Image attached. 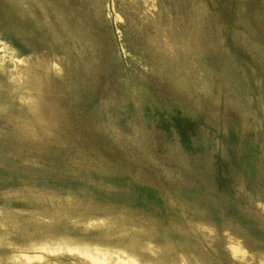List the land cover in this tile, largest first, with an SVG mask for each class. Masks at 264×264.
Returning <instances> with one entry per match:
<instances>
[{"label": "rangeland", "instance_id": "rangeland-1", "mask_svg": "<svg viewBox=\"0 0 264 264\" xmlns=\"http://www.w3.org/2000/svg\"><path fill=\"white\" fill-rule=\"evenodd\" d=\"M138 263L264 264V0H0V264Z\"/></svg>", "mask_w": 264, "mask_h": 264}, {"label": "bare ground", "instance_id": "bare-ground-1", "mask_svg": "<svg viewBox=\"0 0 264 264\" xmlns=\"http://www.w3.org/2000/svg\"><path fill=\"white\" fill-rule=\"evenodd\" d=\"M82 11V10H81ZM97 11V10H96ZM98 13V12H97ZM9 15V14H8ZM63 19V18H62ZM74 20V19H73ZM70 24V23H69ZM195 34V33H194ZM197 35V34H196ZM195 37V36H194ZM196 38H197V40H198V38L199 37H197L196 36ZM195 41V40H194ZM196 42V41H195ZM197 43H198V41H197ZM44 79V78H43ZM42 79V80H43ZM43 82V81H42ZM42 84V83H41ZM45 84V83H44ZM43 85V84H42ZM46 85V84H45ZM48 85V84H47ZM39 91V90H38ZM44 95V94H43ZM234 242H236V241H234ZM240 244V243H239ZM68 249H70V250H73V249H75V250H77V251H79L80 253H83V254H86V255H88V256H90L91 258H96L97 260H98V258H99V256H97V255H93L94 253L93 252H91L89 249H87V248H75V246L72 248L69 244H64ZM232 245H235V244H232ZM57 246H58V244H57ZM58 248V247H57ZM63 248V247H62ZM59 249V248H58ZM234 253L235 252H240V251H242L241 250V246L240 245H236V246H232V249H231ZM99 250L97 249V252H98ZM93 253V254H92ZM99 255V254H98ZM105 255V254H104ZM101 257V256H100ZM104 257V256H103ZM27 259H29L30 258V256H27L26 257ZM106 260L107 259H105V257L103 258V259H101V260H99V261H102L103 263H106ZM132 260V259H131ZM136 261V260H135ZM109 263V262H108ZM139 264V263H138Z\"/></svg>", "mask_w": 264, "mask_h": 264}]
</instances>
